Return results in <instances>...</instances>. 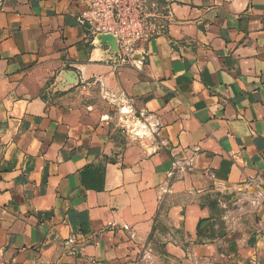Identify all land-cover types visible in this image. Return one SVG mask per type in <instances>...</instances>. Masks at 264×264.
<instances>
[{
  "label": "crops",
  "instance_id": "0c3cea01",
  "mask_svg": "<svg viewBox=\"0 0 264 264\" xmlns=\"http://www.w3.org/2000/svg\"><path fill=\"white\" fill-rule=\"evenodd\" d=\"M148 4L113 70L88 0H0V264H264V0Z\"/></svg>",
  "mask_w": 264,
  "mask_h": 264
},
{
  "label": "built area",
  "instance_id": "2783aa9c",
  "mask_svg": "<svg viewBox=\"0 0 264 264\" xmlns=\"http://www.w3.org/2000/svg\"><path fill=\"white\" fill-rule=\"evenodd\" d=\"M156 12L148 0H88V7L79 15V21L94 39L101 35L115 40V51L110 59L113 70L125 66L138 67L144 45L154 34Z\"/></svg>",
  "mask_w": 264,
  "mask_h": 264
},
{
  "label": "rangeland",
  "instance_id": "374dc122",
  "mask_svg": "<svg viewBox=\"0 0 264 264\" xmlns=\"http://www.w3.org/2000/svg\"><path fill=\"white\" fill-rule=\"evenodd\" d=\"M103 108H107V110H109V106H107V105H104L103 106ZM110 111V110H109ZM129 114V113H128ZM128 114H126V115H128ZM125 115V116H126ZM122 117H124V116H122ZM121 122H122V120H120ZM125 128H119V132H118V137H119V139L121 140V141H123L124 142V144L125 143H127L129 140L127 139V137H128V135H127V133H126V130H124ZM123 130V133L122 132H120V131H122ZM143 133H146V131L144 132V131H140L139 133H137V135L138 134H143ZM134 134H135V132H134ZM129 144H130V141H129Z\"/></svg>",
  "mask_w": 264,
  "mask_h": 264
},
{
  "label": "water",
  "instance_id": "95a60500",
  "mask_svg": "<svg viewBox=\"0 0 264 264\" xmlns=\"http://www.w3.org/2000/svg\"><path fill=\"white\" fill-rule=\"evenodd\" d=\"M97 39L102 43H106L107 45L111 46L113 51H115L116 47H115V40L113 37L101 35Z\"/></svg>",
  "mask_w": 264,
  "mask_h": 264
},
{
  "label": "bare ground",
  "instance_id": "6f19581e",
  "mask_svg": "<svg viewBox=\"0 0 264 264\" xmlns=\"http://www.w3.org/2000/svg\"><path fill=\"white\" fill-rule=\"evenodd\" d=\"M135 126H136V128H137V131L138 130H145L146 129V126L145 125H143L142 123H140V122H136L135 123Z\"/></svg>",
  "mask_w": 264,
  "mask_h": 264
}]
</instances>
